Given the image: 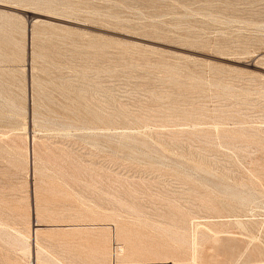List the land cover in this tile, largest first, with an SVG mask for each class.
I'll use <instances>...</instances> for the list:
<instances>
[{
	"label": "rangeland",
	"instance_id": "374dc122",
	"mask_svg": "<svg viewBox=\"0 0 264 264\" xmlns=\"http://www.w3.org/2000/svg\"><path fill=\"white\" fill-rule=\"evenodd\" d=\"M263 140L264 0H0V264H264Z\"/></svg>",
	"mask_w": 264,
	"mask_h": 264
},
{
	"label": "bare ground",
	"instance_id": "6f19581e",
	"mask_svg": "<svg viewBox=\"0 0 264 264\" xmlns=\"http://www.w3.org/2000/svg\"><path fill=\"white\" fill-rule=\"evenodd\" d=\"M66 125V124H65ZM67 126V125H66ZM69 129V128H68ZM93 129H95V128H93ZM98 130V129H97ZM264 141V140H263ZM31 143L30 144H32V150H31V152H30V155H32L33 156V141H30ZM187 162V161H186ZM200 163V162H199ZM156 165V164H155ZM181 166H182V164H181ZM187 166V165H186ZM184 167V166H183ZM173 168V167H172ZM177 169V168H176ZM185 169V168H184ZM188 169V168H187ZM205 169V168H204ZM204 169H202V170H204ZM180 170V169H179ZM199 170V169H198ZM200 170H201V167H200ZM201 170V171H202ZM177 171V170H176ZM200 171V172H201ZM183 173V172H182ZM185 173V172H184ZM205 177V176H204ZM212 177H214V176H212ZM217 177V176H216ZM215 178V177H214ZM207 179V178H206ZM205 179V180H206ZM216 179V178H215ZM217 180V179H216ZM223 181V180H222ZM211 182V181H210ZM219 182H220V180H219ZM221 183V182H220ZM226 183V182H225ZM204 184H206V183H204ZM217 184V183H216ZM221 184H224V183H221ZM230 184V183H229ZM225 185V184H224ZM230 186V185H229ZM233 187V186H232ZM226 188V187H225ZM229 188V187H228ZM238 189V188H237ZM253 195V194H252ZM251 195V196H252ZM245 196V195H244ZM258 199V198H257ZM254 201V200H253ZM263 201V200H262ZM261 201V202H262ZM242 204V203H241ZM262 204H264V203H262ZM185 205V204H184ZM262 207V206H261ZM118 208V207H117ZM99 209L100 208H98V211H99ZM131 210L135 213L136 211L135 210H133V208H131ZM143 211V210H142ZM162 211V210H161ZM173 212V211H172ZM171 212V213H172ZM114 216H115V218H118L117 220H116V222H115V225H113L114 226V228H112V231H111V236H112V238L114 239V240H116V239H119V240H122L123 241V239L125 240V237L123 236V234H124V231H123V228L120 226L121 225V223H120V220H119V214H118V211L117 210H114V212L112 213ZM173 215V214H172ZM112 216V215H111ZM119 216V217H118ZM134 216V215H133ZM126 217V216H125ZM155 218V217H154ZM152 219V218H151ZM96 220H100V218H97ZM159 221V220H158ZM201 221V220H200ZM224 221V220H223ZM36 222H38V221H36ZM240 224V223H239ZM105 226V225H104ZM151 226V225H150ZM200 226V225H199ZM95 227V226H94ZM237 227H239V226H237ZM149 228V227H148ZM200 228V227H199ZM204 228V227H203ZM193 229V228H192ZM198 229V228H197ZM204 229H206V228H204ZM208 230V229H207ZM206 232H208V231H206ZM209 233H210V231H209ZM212 233V232H211ZM129 234V233H128ZM193 234V233H192ZM106 236V235H105ZM31 237L33 238V240H35L36 242L35 243H37V230L35 231V229H34V231H32V234H31ZM216 237V236H215ZM219 237H221V236H219ZM170 238V237H169ZM198 231H197V234H196V238H194L193 239V242L191 243V246L193 247V249H194V255H193V259L195 260L196 259V249H197V246H198ZM215 239V238H214ZM220 239V238H219ZM32 241V240H31ZM129 241V240H128ZM210 241V240H209ZM211 241H214V240H211ZM220 241V240H219ZM218 241V242H219ZM34 242V241H33ZM159 242V241H158ZM218 242H216V243H218ZM113 243V242H112ZM209 243V242H208ZM207 243V244H208ZM113 244H115V243H113ZM119 244V243H118ZM201 247V246H200ZM235 247V246H234ZM137 248H139V246L137 247ZM205 249V248H204ZM206 250V249H205ZM240 250V249H239ZM242 250V249H241ZM240 250V251H241ZM203 252V251H202ZM185 253H187V252H185ZM115 254V253H114ZM117 255H118V257H119V259L121 260H118L116 257H114L112 260H111V264L113 263V261L116 259V261L117 262H119V263H125V264H173V263H143V262H138L139 260L138 259H136L135 258V249H133V246L129 243V242H127V243H124V244H122V245H120L119 246V250H117ZM238 255H236V257H237ZM245 256V255H244ZM247 256V255H246ZM234 257V256H233ZM188 258V257H187ZM201 259L202 258H200V261H201ZM203 260V259H202ZM262 260V259H261ZM123 261V262H122ZM147 261V260H146ZM191 261V260H190ZM235 261V260H234ZM202 262V261H201ZM231 262V261H230ZM110 263V262H109ZM196 263V262H195ZM230 264V263H229ZM236 264V263H235Z\"/></svg>",
	"mask_w": 264,
	"mask_h": 264
},
{
	"label": "crops",
	"instance_id": "0c3cea01",
	"mask_svg": "<svg viewBox=\"0 0 264 264\" xmlns=\"http://www.w3.org/2000/svg\"><path fill=\"white\" fill-rule=\"evenodd\" d=\"M88 257H90V261L84 260L83 258H79L74 262V264H111V261L109 260V256L107 254H104L103 256H96L95 254H90L88 255Z\"/></svg>",
	"mask_w": 264,
	"mask_h": 264
},
{
	"label": "built area",
	"instance_id": "2783aa9c",
	"mask_svg": "<svg viewBox=\"0 0 264 264\" xmlns=\"http://www.w3.org/2000/svg\"><path fill=\"white\" fill-rule=\"evenodd\" d=\"M112 264H125V263H119V262H117L116 259H115V260L113 261Z\"/></svg>",
	"mask_w": 264,
	"mask_h": 264
}]
</instances>
